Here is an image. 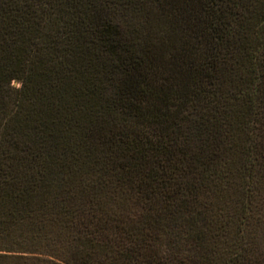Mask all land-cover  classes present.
Returning a JSON list of instances; mask_svg holds the SVG:
<instances>
[{
	"label": "trees",
	"instance_id": "obj_1",
	"mask_svg": "<svg viewBox=\"0 0 264 264\" xmlns=\"http://www.w3.org/2000/svg\"><path fill=\"white\" fill-rule=\"evenodd\" d=\"M97 1L0 0V264H264V233L141 216L54 164L99 138L102 108L141 126L186 119L199 77L214 80L196 54H218L236 4Z\"/></svg>",
	"mask_w": 264,
	"mask_h": 264
},
{
	"label": "rangeland",
	"instance_id": "obj_2",
	"mask_svg": "<svg viewBox=\"0 0 264 264\" xmlns=\"http://www.w3.org/2000/svg\"><path fill=\"white\" fill-rule=\"evenodd\" d=\"M234 1L227 42L214 57L202 44L193 61L201 74L213 63L214 80L199 77L201 93L187 118L141 126L119 107L102 108L104 129L87 153L54 163L64 175L128 196L141 216L170 215L214 231L240 224L245 234L264 233V18L257 19L264 0ZM113 10L132 11L120 4Z\"/></svg>",
	"mask_w": 264,
	"mask_h": 264
}]
</instances>
